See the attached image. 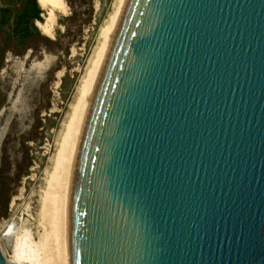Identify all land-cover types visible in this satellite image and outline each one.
I'll return each mask as SVG.
<instances>
[{
	"label": "water",
	"instance_id": "95a60500",
	"mask_svg": "<svg viewBox=\"0 0 264 264\" xmlns=\"http://www.w3.org/2000/svg\"><path fill=\"white\" fill-rule=\"evenodd\" d=\"M61 264H264V0H124L69 157Z\"/></svg>",
	"mask_w": 264,
	"mask_h": 264
},
{
	"label": "rangeland",
	"instance_id": "374dc122",
	"mask_svg": "<svg viewBox=\"0 0 264 264\" xmlns=\"http://www.w3.org/2000/svg\"><path fill=\"white\" fill-rule=\"evenodd\" d=\"M64 1L66 12L56 13L50 36L39 30L21 39L0 27V233L24 210L30 232L37 230L44 175L61 122L114 2ZM16 3L0 0V7ZM30 238L24 264H35ZM0 244L7 261H21L15 243Z\"/></svg>",
	"mask_w": 264,
	"mask_h": 264
},
{
	"label": "bare ground",
	"instance_id": "6f19581e",
	"mask_svg": "<svg viewBox=\"0 0 264 264\" xmlns=\"http://www.w3.org/2000/svg\"><path fill=\"white\" fill-rule=\"evenodd\" d=\"M123 2L124 0H114L110 12L101 25L98 41L83 71L76 94H74L75 97L61 122L56 138L55 155L51 158V166L44 175L45 186L41 189L42 193L40 194L39 204L41 210L38 215L37 230L34 233L30 232L27 211L24 213V210L20 215L13 217L14 221L11 226H6L5 233H0V241L7 244L12 242L16 244V254L19 257L18 259L21 260L17 262L18 264H24L21 262H24L26 254L29 253L31 235H34L35 238L31 251L35 264H61L62 202L69 157L88 90ZM37 4L44 11V16L42 14L44 22L37 21L36 26L42 34L50 36L55 26L56 13H65L66 3L64 0H37ZM0 248L2 250L1 244Z\"/></svg>",
	"mask_w": 264,
	"mask_h": 264
},
{
	"label": "trees",
	"instance_id": "16d2710c",
	"mask_svg": "<svg viewBox=\"0 0 264 264\" xmlns=\"http://www.w3.org/2000/svg\"><path fill=\"white\" fill-rule=\"evenodd\" d=\"M17 5L0 7V27H6L9 33L24 39L39 32L36 21H43L42 10L37 0H16Z\"/></svg>",
	"mask_w": 264,
	"mask_h": 264
}]
</instances>
